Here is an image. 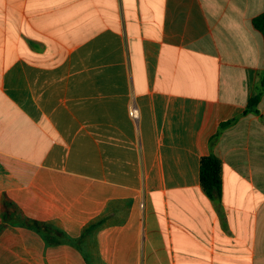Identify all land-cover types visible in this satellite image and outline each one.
Masks as SVG:
<instances>
[{"label":"crops","instance_id":"crops-1","mask_svg":"<svg viewBox=\"0 0 264 264\" xmlns=\"http://www.w3.org/2000/svg\"><path fill=\"white\" fill-rule=\"evenodd\" d=\"M263 13L0 0V264H264Z\"/></svg>","mask_w":264,"mask_h":264},{"label":"trees","instance_id":"trees-1","mask_svg":"<svg viewBox=\"0 0 264 264\" xmlns=\"http://www.w3.org/2000/svg\"><path fill=\"white\" fill-rule=\"evenodd\" d=\"M254 27L259 30L264 36V13L253 20ZM264 86V75L260 87H258L254 97L251 99L246 110V114L254 113L260 115L258 110V104L262 97ZM235 120L229 121L223 124L220 128L219 133L214 136L210 145L213 146L221 133V131L232 125ZM222 162L213 153L202 158L200 163V184L205 194L216 204H219L222 199Z\"/></svg>","mask_w":264,"mask_h":264},{"label":"built area","instance_id":"built-area-1","mask_svg":"<svg viewBox=\"0 0 264 264\" xmlns=\"http://www.w3.org/2000/svg\"><path fill=\"white\" fill-rule=\"evenodd\" d=\"M130 114L133 118H137L138 117V113H137V110L135 108H133L131 111H130Z\"/></svg>","mask_w":264,"mask_h":264}]
</instances>
